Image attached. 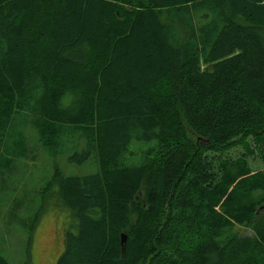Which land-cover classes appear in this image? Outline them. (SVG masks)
<instances>
[{"label":"trees","instance_id":"trees-1","mask_svg":"<svg viewBox=\"0 0 264 264\" xmlns=\"http://www.w3.org/2000/svg\"><path fill=\"white\" fill-rule=\"evenodd\" d=\"M244 133L264 151V0H0V173L95 165L35 189L75 218L55 264H264V169L198 178Z\"/></svg>","mask_w":264,"mask_h":264},{"label":"rangeland","instance_id":"rangeland-1","mask_svg":"<svg viewBox=\"0 0 264 264\" xmlns=\"http://www.w3.org/2000/svg\"><path fill=\"white\" fill-rule=\"evenodd\" d=\"M180 133L186 137L189 145L197 144V135L185 123ZM258 144L256 137L244 133L222 145L213 146L211 149L204 148V167L199 169L198 178L202 179L203 184L222 189L223 194L234 187L228 184L227 167L237 169V173L244 168L250 176L264 169V161L261 160L264 151L261 144ZM42 158L43 155H40L38 161L32 162L17 160L14 171L6 172L4 168L0 173L7 184L3 186V181L0 180V253L10 264H55L63 247V230L75 232V218L62 203L57 186H52L42 201L39 196H35V189L40 190L45 185L54 175L55 168L68 173H89L95 170L91 159L84 164H74L65 157L54 160ZM193 182L187 195L192 187L199 184L194 179ZM263 197L264 195H258L256 198ZM14 199H17L13 205L15 208L10 209ZM38 209L40 215L34 221ZM236 230L241 234H251L245 226Z\"/></svg>","mask_w":264,"mask_h":264},{"label":"water","instance_id":"water-1","mask_svg":"<svg viewBox=\"0 0 264 264\" xmlns=\"http://www.w3.org/2000/svg\"><path fill=\"white\" fill-rule=\"evenodd\" d=\"M260 208H264V205H262ZM121 241L124 242L125 241V237L121 236Z\"/></svg>","mask_w":264,"mask_h":264},{"label":"flooded vegetation","instance_id":"flooded-vegetation-1","mask_svg":"<svg viewBox=\"0 0 264 264\" xmlns=\"http://www.w3.org/2000/svg\"><path fill=\"white\" fill-rule=\"evenodd\" d=\"M57 258V257H56Z\"/></svg>","mask_w":264,"mask_h":264}]
</instances>
